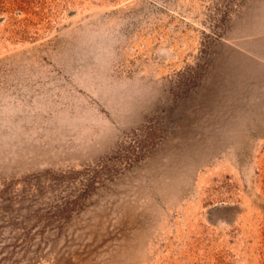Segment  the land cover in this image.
Listing matches in <instances>:
<instances>
[{"label":"rangeland","instance_id":"rangeland-1","mask_svg":"<svg viewBox=\"0 0 264 264\" xmlns=\"http://www.w3.org/2000/svg\"><path fill=\"white\" fill-rule=\"evenodd\" d=\"M0 264H264V0H0Z\"/></svg>","mask_w":264,"mask_h":264}]
</instances>
